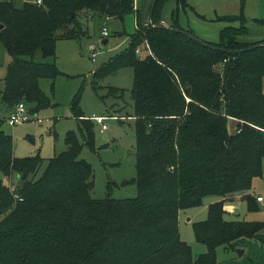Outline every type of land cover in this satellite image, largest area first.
<instances>
[{"label":"trees","instance_id":"1","mask_svg":"<svg viewBox=\"0 0 264 264\" xmlns=\"http://www.w3.org/2000/svg\"><path fill=\"white\" fill-rule=\"evenodd\" d=\"M42 1L0 0V43L12 56L1 100L11 111L22 101L37 113L50 107L40 81L54 84L61 72L54 63L36 62L37 53L47 60L56 56L59 39H80L83 18L124 21L136 14L128 46L94 72L93 82L96 90L108 75L134 70L136 177L123 184H136L138 195L95 199L94 170L80 158L83 145L74 131L67 133V149L36 178L45 159L15 157L0 119V172L18 180L0 182V264H218L219 248L257 238L264 222L229 221L224 209L228 198L242 195L249 211H258L253 181L263 176L264 39L239 37L249 33L245 0L239 15L217 17L241 25L224 28L217 44L204 41L212 47L180 32L200 39L180 26L188 0H158L151 23L135 0ZM170 2L176 8L165 26ZM116 95L122 90L109 87V96ZM80 102L81 93L71 109L94 149L96 121L85 117ZM209 198L219 201L192 224L206 251L194 255L181 237L180 214Z\"/></svg>","mask_w":264,"mask_h":264},{"label":"rangeland","instance_id":"2","mask_svg":"<svg viewBox=\"0 0 264 264\" xmlns=\"http://www.w3.org/2000/svg\"><path fill=\"white\" fill-rule=\"evenodd\" d=\"M30 1L36 2L37 0ZM245 1L248 2V16L246 17L248 22L246 26L249 33L239 37L247 42H251L253 40L251 37L254 35L264 39V25L254 21V19H259L264 23V0L259 5L255 3V0ZM174 4V2H170L166 5L163 18H171L170 15ZM229 12H234L235 14L238 9H235V7L234 9L230 8ZM188 13H190L189 10L184 14ZM141 15L143 18L145 17L144 12H141ZM82 21L86 33L80 39H59L56 43L55 57L46 60L41 52H38L35 57L36 62L48 61L54 63L59 72H61L54 84L49 79L40 81L41 88L51 99L52 105L37 113L31 111L28 104L24 101L19 102L27 105L30 120L13 126L8 120L13 111L2 102L0 97V119L5 120L3 130L6 134L13 137L15 157L25 158L40 154L45 159L44 164L37 172L36 178L43 174L50 158L67 149V133L74 131L83 145L80 158L86 160L94 170L95 187L92 190V196L95 199H105L107 197L116 199L135 198L138 195L136 184H123L136 177L137 144L134 102L131 96L134 84V70L132 68H124L108 75L98 82L96 90L93 82L94 72L128 46L129 35L136 30L135 16L134 14L127 15L124 21L118 19L105 21V19L97 17L94 19L83 18ZM208 23L214 26L218 25L216 23L219 22ZM232 24H237L239 27L241 25L238 22ZM104 27L108 28V37H103L102 35ZM104 39L108 42L104 43ZM208 43L217 44L218 42ZM92 46L96 47L95 58H93L90 51ZM142 54L144 55V51L141 50L140 55ZM11 63L12 56L4 44L0 43V93L4 89L5 77ZM217 70L221 71V66ZM109 87L121 89L123 95L109 96ZM80 93V108L85 117L93 120L96 117H104V123L108 127L106 131L102 132V125L96 122L94 149L85 144L84 135L80 130V122L75 118L71 109L75 97ZM236 125L235 120H229L228 129L230 133L235 131ZM29 137H33L35 143H32ZM12 180L16 184L18 181L17 176L14 175L10 180L5 178L0 172V182L10 185ZM253 192H255L256 197L264 196V160L263 176L253 181ZM206 205L207 203H204L201 208L195 209L198 212L201 211V213L196 212L198 214L194 216L193 221L188 222V217H186L180 223L181 237L192 247L194 255H198L200 251H206L205 246L196 241L192 226L194 222L203 221L207 218L208 207L206 208ZM259 206L258 211L249 212L247 204L241 202L237 205L238 210L234 214L228 215L227 220L264 222V207ZM260 235H264V230ZM262 238L264 240V236ZM244 241H250L251 246L234 244L233 248L228 252H225L223 247L219 248L218 263L264 264V242L257 238L244 239ZM261 245H263L262 250Z\"/></svg>","mask_w":264,"mask_h":264},{"label":"crops","instance_id":"3","mask_svg":"<svg viewBox=\"0 0 264 264\" xmlns=\"http://www.w3.org/2000/svg\"><path fill=\"white\" fill-rule=\"evenodd\" d=\"M153 2H154V0H135L136 9L139 11V13H141V12L145 13L144 19L146 21H148V23H149V14H150V11L152 9L151 7H152ZM260 2H262V0H255V3L257 5H259ZM188 3L192 9H190V7H189L188 9L181 12V14L179 16L180 25L183 28L188 29L189 31H192L197 37H199L203 41L213 42V43L219 42L221 31L224 28L229 27V26H234V27L238 26L237 24H231L228 22L218 21L217 17L239 15L241 12V0H188ZM172 7H173L172 9L174 10L176 8V4H174ZM234 7H235V9H238V12H236L235 14H234V12H229L230 8L234 9ZM188 10L190 11V13L184 14V13H187ZM244 13H245V16L247 17L248 16V2L247 1H245ZM134 16H135V29H136L137 28L136 14H134ZM170 17H171V15H170ZM110 20L111 19H108L105 21H110ZM171 20H172L171 18L169 19L168 17H165V20L163 23L168 25V23H170ZM254 21L261 25V23L259 22L260 21L259 19H254ZM208 22H212V24L215 22H219V23H216L218 25L211 26V25H209ZM247 22H248V19H247ZM220 23H222V24H220ZM251 39L258 40L261 38L254 35L253 37H251ZM104 41H105V43L108 42L106 39H104L103 42ZM252 193H253V196L256 198L255 192H253V190H252ZM241 197H242V195H236V196H233V197L227 199V202H226L225 208H224L225 212H226V214H225L226 219H227L228 215L230 216L238 210V207H237L238 204H240L241 202L246 203ZM216 201H219V199L209 198V199L205 200V203H207V205L205 207L206 208L209 207V205L211 203H214ZM247 207H248V204H247ZM199 208H201V207H199ZM199 208H195V209H199ZM259 208H260V206H259ZM195 209H190V210H186V211L181 212L180 223H181L182 219L186 218V217H188V219H187L188 222L193 221L194 216H197L198 213H201V211L198 212ZM196 212H198V213H196ZM180 228H181V225H180ZM181 232H182V230H181ZM263 236L264 235L259 234L257 239H259L261 242H264V240L262 238ZM244 239H248V238H241V239L235 241L233 243V245L239 244V245H243V246H251V242L250 241H244ZM262 249H263V245H261V250ZM263 251H264V249H263ZM202 252L200 251L199 254H202ZM225 252H228V251L225 250Z\"/></svg>","mask_w":264,"mask_h":264},{"label":"built area","instance_id":"4","mask_svg":"<svg viewBox=\"0 0 264 264\" xmlns=\"http://www.w3.org/2000/svg\"><path fill=\"white\" fill-rule=\"evenodd\" d=\"M42 0H37L35 3L36 4H42ZM102 35L103 37H108L109 36V32H108V28L107 27H104L102 29ZM90 51L92 52V56L93 58L96 57V47L95 46H92L90 48ZM9 120V123L11 125H17V124H20V123H24V122H27L30 120V117H29V114H28V110H27V107L25 104L23 103H19L15 109L13 110L10 118L8 119ZM96 122L98 124H101L102 125V129L101 131L104 132L107 130V125H105V118L104 117H97L96 119ZM11 191L12 192H15L16 191V187L15 185L14 186H11ZM256 200L258 202L259 205L263 206L264 207V196H258L256 197Z\"/></svg>","mask_w":264,"mask_h":264},{"label":"water","instance_id":"5","mask_svg":"<svg viewBox=\"0 0 264 264\" xmlns=\"http://www.w3.org/2000/svg\"><path fill=\"white\" fill-rule=\"evenodd\" d=\"M157 1H158V0H154V3H153V5H152V9H151L150 14H149V23H151L153 10H154V7H155ZM162 24L165 25V26H167L165 23H162ZM0 29H2V26H1V25H0ZM180 32H182V33L188 35V36L191 37V38H194L195 40H197L199 43H201L202 45H204V46H206V47H212L211 45L205 43L203 40H201V39H197V38H195L193 35H191V34L185 32V31H180ZM104 43H105V41H104ZM29 140H30L32 143H35L33 137H29Z\"/></svg>","mask_w":264,"mask_h":264}]
</instances>
